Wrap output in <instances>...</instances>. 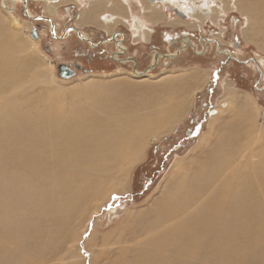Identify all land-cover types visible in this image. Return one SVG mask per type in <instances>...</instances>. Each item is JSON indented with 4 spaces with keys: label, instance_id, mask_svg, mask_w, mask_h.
<instances>
[{
    "label": "rangeland",
    "instance_id": "1",
    "mask_svg": "<svg viewBox=\"0 0 264 264\" xmlns=\"http://www.w3.org/2000/svg\"><path fill=\"white\" fill-rule=\"evenodd\" d=\"M244 1L252 2L4 0L3 4L0 0V22L11 32L16 53L30 60L26 68L30 67V70L27 69L28 76L34 77L36 84L26 88V95L33 98L39 93L54 91L70 100H82L84 103L86 99L81 90H95L99 97H112L120 105L116 112L106 109L114 116L101 113L103 117L113 118V121L115 116L126 120L134 117L135 126L130 123L134 132L147 130L134 146L139 158L131 164L127 182L117 185L108 176L101 190L94 191L95 182L86 191L72 190L75 196L83 197L78 201V214L74 212L73 223L66 229L70 231L69 237L63 226L56 227L50 236L43 237L47 252L54 250L56 254L60 251L65 253L64 260H52L49 264H92L97 255L98 241L100 243L109 233L111 238L121 232L126 234L136 216L143 215L157 200L170 195L173 188H181L182 185L177 184L181 178L192 177L203 168L215 146L226 142L238 123L244 130L235 145L238 150L245 151L238 157L235 155V165L244 163V155L258 160L260 151L264 150V89L256 86L261 83L264 87V27L258 25V32L253 30L254 18L250 14L252 12H247ZM49 5L54 6L56 14L48 12ZM28 11L31 15L51 17L57 25L55 35L59 36L53 35L48 20L31 18ZM260 15H264V12H260ZM138 21L142 23L141 28L135 25ZM255 23H258L256 19ZM71 27L85 31L94 39V43L112 35L113 40L122 37L123 43L129 46L126 54L129 62L113 61L110 52L114 49L110 46L100 47V56L91 60L84 56L82 59L79 51L72 52L80 42L81 48H85L89 56L100 51L94 49L97 46L90 41H79L75 33L60 36ZM34 28L37 29L38 38L31 35ZM115 29L117 31L113 33ZM150 32L155 39L151 45L144 44L143 41H149ZM189 37L193 45L183 48L182 42H191ZM210 37L223 41V48H231L234 58L202 57L208 51V45L202 44L201 40ZM182 48V51L191 48L189 51L192 52L184 60L178 58ZM156 51L177 54L174 57L161 55L163 58L153 61ZM16 53L12 51L11 55L17 58ZM60 63L75 68L77 75L62 78L58 72ZM151 63L156 64L155 68L144 75ZM134 68L139 72H135ZM218 70L221 71L216 74ZM244 112L247 120L240 118ZM158 125L161 129L156 128ZM119 160L122 159H118L116 164ZM87 163L94 164V169L103 164L112 165L109 158L89 159ZM242 169L247 174L252 172V169L247 171L244 164ZM111 181L116 186L111 188ZM192 208L187 215L193 212ZM191 241L192 249H197L195 239ZM240 243V239L236 245L233 242L235 246L228 257L230 264H237L236 256L242 254ZM116 246H110L114 255ZM208 256L209 253L205 257H197L198 262L213 263Z\"/></svg>",
    "mask_w": 264,
    "mask_h": 264
},
{
    "label": "bare ground",
    "instance_id": "2",
    "mask_svg": "<svg viewBox=\"0 0 264 264\" xmlns=\"http://www.w3.org/2000/svg\"><path fill=\"white\" fill-rule=\"evenodd\" d=\"M250 1H244L245 7L252 12L253 30L258 32V25L264 27L260 15L264 0ZM48 12L57 13L53 5ZM135 25L141 28L142 23ZM10 33L0 22V264H49L64 260L65 253L47 252L43 237L59 226L66 231L73 223L83 196H75L72 190L86 191L94 182V191L101 190L108 176L117 185L127 182L128 170L139 158L134 146L147 130L134 132V117L127 121L115 116V122L103 117L101 113L116 112L120 105L112 97H99L95 90H81L84 103L54 91L33 98L26 95V88L36 82L28 76L29 59L16 53ZM161 55L156 53L154 60ZM240 118L247 120L245 112ZM242 130L236 124L231 137L215 146L203 165L208 168L181 178L177 184L182 189L173 188L136 216L129 234L111 238L109 233L95 242L98 249L92 264H200L197 257L208 253L211 264H230L229 251L238 239L242 254L236 256L237 264H264V190L259 193L264 189V150L257 161L243 156L242 164L247 171L252 169L250 174L242 164L235 165L245 151L235 145ZM95 158H109L112 165L94 169L87 162ZM118 159L122 160L116 164ZM112 181L111 188L116 186ZM194 239L197 249H192ZM114 244L116 255L110 249Z\"/></svg>",
    "mask_w": 264,
    "mask_h": 264
},
{
    "label": "flooded vegetation",
    "instance_id": "3",
    "mask_svg": "<svg viewBox=\"0 0 264 264\" xmlns=\"http://www.w3.org/2000/svg\"><path fill=\"white\" fill-rule=\"evenodd\" d=\"M36 1H38V0H36ZM16 2V1H15ZM64 12V11H63ZM65 14V13H64ZM184 16H186V14L184 13L183 14ZM55 24V23H54ZM56 24H55V29L57 30V28H56ZM78 28V27H77ZM37 30V29H36ZM80 32H82V35H84V36H82V37H80L79 36V34L75 31V30H72V31H70V32H68L67 33V35H69V34H71V33H75L76 34V36L78 37V40L79 41H82V40H84L85 42L86 41H88L87 39H89V38H91L92 39V41L94 42V39L92 38V37H90V36H88L87 35V33L85 32V31H81V30H79ZM117 31V29H115L114 31H113V33L114 32H116ZM85 34H84V33ZM112 33V34H113ZM113 36L114 35H112V36H110V37H108V38H106V39H104V40H102V41H100L99 43L98 42H96L97 44H95L94 46H97L96 48H94V49H96V50H99L100 52L99 53H96V54H94V55H92V56H89L88 54H87V51H86V49L84 48H81V42L80 43H78V44H76V48H73L72 49V52H74L75 50H77V51H79L80 53H81V58L83 59V57L84 56H86L87 58H89V60H91V59H93L92 57H95V56H100V53H101V49H100V47H102V46H104V47H108V46H110V48L111 49H114L112 52H110V58L114 61H127V60H129L128 58H127V56H126V54H127V50H128V48H129V46L128 45H126L125 44V42L123 43V39H122V37H120V38H118V37H116V39H114L113 40ZM224 36V35H223ZM150 40L148 41V42H145V41H143V43L144 44H149V45H151L152 43H153V41H154V39H155V36H153V33L152 32H150ZM184 38V37H183ZM190 38V37H189ZM224 38H225V36H224ZM181 39V38H180ZM189 40V39H188ZM190 40H191V42L190 43H184V42H182V44H183V48H185V47H187V48H189V47H191V45H193V41H192V39L190 38ZM224 40H226V39H224ZM182 41V40H181ZM202 41V44L204 43L205 45H208V51L205 53V55H202V57H205L206 59L210 56L212 59H218V56H224L225 58H226V60H228L229 58H231V57H233L232 56V54H234L233 53V50L231 49V48H229L228 47V50L227 49H225V48H223V44H224V42L222 41H220V39L219 38H217V37H210V38H204V40H201ZM87 43V42H86ZM100 43H102V44H100ZM142 43V44H143ZM186 44V45H185ZM127 47H126V46ZM183 48L180 50V52H179V56H178V58H180L181 60H184V59H187V57L188 56H190V53H192V52H190L191 51V48L188 50V51H182L183 50ZM211 48V49H210ZM225 50H227V51H225ZM157 52H160V53H163V52H161V51H156L155 52V54L157 53ZM225 52V53H224ZM155 54L153 55V61H154V58H155ZM102 55V54H101ZM231 56V57H230ZM160 57H162V56H160ZM163 58V57H162ZM234 58V57H233ZM136 59V61L137 62H139V60L137 59V58H135ZM180 59H178L179 61H180ZM232 59V58H231ZM161 60V59H160ZM84 61V60H83ZM93 62V61H92ZM127 62H129V61H127ZM190 62V61H189ZM158 63V62H157ZM152 64V63H151ZM150 64V65H151ZM155 66H156V64H155ZM155 66H154V68H155ZM153 68V69H154ZM221 70H218L217 72H216V74H218L219 72H220ZM245 75H246V73H244ZM244 74H241V75H244ZM256 86H257V88L259 87V89H264V87H262L263 85H261V83H259V84H256Z\"/></svg>",
    "mask_w": 264,
    "mask_h": 264
},
{
    "label": "water",
    "instance_id": "4",
    "mask_svg": "<svg viewBox=\"0 0 264 264\" xmlns=\"http://www.w3.org/2000/svg\"><path fill=\"white\" fill-rule=\"evenodd\" d=\"M3 1H4V0H2V2H3ZM26 10H27V9H26ZM28 16L31 17V18H35V19H41V18H43V19L48 20V21L50 22L51 30H52V32H53V35L56 36V35H55V32H54L55 24H54V21L52 20L51 17L44 16V15H31V14H29V11H28ZM71 29H73V30H75V31L77 30V33L79 34L80 37L83 36V35H80L81 33H79V30H78L77 28H70V29H67V30L64 31L60 36H65V35L69 32V30H71ZM31 35H32L34 38H38L37 30H36L35 28L32 30ZM58 36H59V35H58ZM87 40L90 41L93 45L96 44V43H94V42L92 41L91 38H89V39H87ZM164 55H165V54H164ZM169 55H170V57H174V56H176V55H171V54H169ZM155 58H156V57H155ZM235 58H236L237 60L241 61V59H239L238 57H235ZM246 62H247V60H246ZM154 66H155V64L152 63L151 65H149V66L145 69V71H144L143 73L152 70V69L154 68ZM76 67H77V68H81L80 65H76ZM260 70H261V69H260ZM134 71L136 72L137 69L134 68ZM58 72H59V75H60L62 78H70V77H74V76L77 75V70H76L75 68H73L72 66L66 64V63H60V64L58 65ZM260 72H261V74H263L262 70H261ZM140 73H142V72H140ZM258 82H260V80H258Z\"/></svg>",
    "mask_w": 264,
    "mask_h": 264
},
{
    "label": "crops",
    "instance_id": "5",
    "mask_svg": "<svg viewBox=\"0 0 264 264\" xmlns=\"http://www.w3.org/2000/svg\"><path fill=\"white\" fill-rule=\"evenodd\" d=\"M151 38V37H150ZM150 40V39H149Z\"/></svg>",
    "mask_w": 264,
    "mask_h": 264
}]
</instances>
